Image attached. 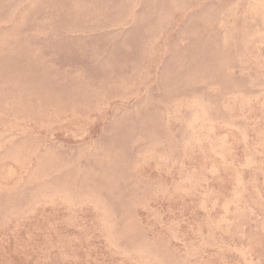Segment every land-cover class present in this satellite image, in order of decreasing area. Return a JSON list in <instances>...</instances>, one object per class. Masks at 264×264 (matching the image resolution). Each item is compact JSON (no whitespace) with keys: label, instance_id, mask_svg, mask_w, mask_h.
<instances>
[{"label":"rangeland","instance_id":"1","mask_svg":"<svg viewBox=\"0 0 264 264\" xmlns=\"http://www.w3.org/2000/svg\"><path fill=\"white\" fill-rule=\"evenodd\" d=\"M0 264H264V0H0Z\"/></svg>","mask_w":264,"mask_h":264},{"label":"bare ground","instance_id":"2","mask_svg":"<svg viewBox=\"0 0 264 264\" xmlns=\"http://www.w3.org/2000/svg\"><path fill=\"white\" fill-rule=\"evenodd\" d=\"M87 5V4H86ZM71 10H72V8H71ZM74 10V9H73ZM106 10V9H105ZM82 11V10H81ZM92 11V10H91ZM117 21V20H116ZM3 23V22H2ZM118 23V22H117ZM154 27V26H153ZM118 30V29H117ZM110 34V33H109Z\"/></svg>","mask_w":264,"mask_h":264}]
</instances>
